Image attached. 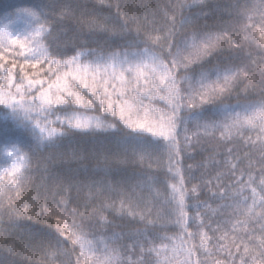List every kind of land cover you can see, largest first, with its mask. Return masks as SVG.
Listing matches in <instances>:
<instances>
[{
    "label": "snow or ice",
    "instance_id": "1",
    "mask_svg": "<svg viewBox=\"0 0 264 264\" xmlns=\"http://www.w3.org/2000/svg\"><path fill=\"white\" fill-rule=\"evenodd\" d=\"M204 4L205 0H177L170 9L160 10L163 22L156 12L140 16L137 6L121 12L119 4L112 20L78 21L87 28L89 37L106 33L124 41L115 46L77 45L75 38L61 41V35L67 37L68 31L64 22L75 18V10L71 3L61 4L59 0H49L40 9H18L17 17L27 18V31H10L11 19L0 26V106L32 138L29 151L58 150L66 137L76 133L102 132L110 137L97 149V165L90 177L54 174L47 167L42 170L38 187L53 196L51 206L45 197L44 214L55 219L56 229L47 237L32 233L29 237L43 249L47 264H54L53 258L58 256L65 258L61 264H73L71 256L77 246L75 264H151L144 259L132 261L131 254L137 248L141 257H154V264H208L210 245L226 254L229 264H264V0L230 4L224 10L233 19L215 31L198 27L200 17L186 14L188 9ZM189 28L193 30L187 31ZM42 40L55 41L56 46L45 47ZM253 44L261 53L259 59L245 53V46ZM225 45L232 55L221 58ZM240 84H244L242 98L235 104L220 102ZM252 93L258 97L251 98ZM157 100L166 104L167 111L155 107ZM95 111L110 114L113 120L107 115H92ZM53 115L54 120L50 119ZM190 125L196 129L191 135ZM216 132L220 142L232 144L239 139L249 150L241 156L234 154L233 147L222 153L217 150L219 144L208 146V138L214 139ZM245 132L256 133V138L245 137ZM162 147L167 149L171 174L166 178L170 182L166 183L163 203L172 207L160 227L175 225L179 234L150 236L146 229L112 230L108 234L107 229L114 226L105 211L132 219L138 216L141 221L151 216L153 201L160 195L155 185L164 181L143 171L122 175L121 165H126L129 157L143 165ZM197 155L202 160L196 167L207 168L210 161L214 167L227 169L215 177L217 191H211V180L203 182L209 186L211 198L221 202L215 209L200 201L203 188L199 181L190 189L186 187L195 179L194 165L185 170L183 162L196 161ZM221 156L223 159L218 158ZM81 157L82 153L78 156L73 152V158ZM26 159L21 155L19 165L0 174V181L12 185L7 189L0 186V223L6 216L13 225L27 213L28 205L20 208L11 197L12 192L21 197L33 179L21 170ZM101 173L104 178L95 179ZM225 176L230 180L227 185L222 180ZM73 189L78 193L87 190V195L69 212ZM57 195L62 196L59 201L55 200ZM38 200L39 196L33 197V204L38 206ZM189 200L196 203L189 204ZM97 201L99 206H94ZM81 206L85 211L79 210ZM202 207L213 214L225 209L242 217L232 224L231 240L224 232L213 244V237L204 230L211 225H205L199 211ZM190 208L197 209L194 217L189 216ZM86 222L96 230L88 231ZM190 222L197 223L198 232L189 230ZM212 231L219 232V225ZM6 236L7 230L0 228V240ZM197 236L199 244L194 242ZM65 240L71 242V250L64 247ZM126 240L131 243L126 244ZM0 264L6 262L0 260Z\"/></svg>",
    "mask_w": 264,
    "mask_h": 264
},
{
    "label": "trees",
    "instance_id": "2",
    "mask_svg": "<svg viewBox=\"0 0 264 264\" xmlns=\"http://www.w3.org/2000/svg\"><path fill=\"white\" fill-rule=\"evenodd\" d=\"M61 4L71 3L75 10V18L66 20L64 22V27L67 28V37L61 35L60 40L75 38V43L77 45L81 43H87L90 47H96L97 44L104 45L105 43L109 46H115L117 44L124 43L123 40L119 38H109L106 33H97L95 36L89 37L86 35L87 28L83 27L78 21H89L93 18H97L100 21L105 19L112 20L116 17L117 8L116 5L121 6V12L125 10H130L133 6H137L140 16H143L145 12L152 13L156 12L158 19L163 22V15L160 10L170 9L171 5L177 3V0H59ZM251 3L252 0H205L204 5H198L191 9H188V12L193 15L200 17L198 21V27L204 28L207 30L215 31L217 28H221L225 25L226 22L233 19V16L229 12L225 11L230 4L233 3ZM49 3V0H0V23H6L9 19L13 22L17 20H26V17H17V10L24 8L31 9H40L43 8L46 4ZM111 5V7H109ZM57 14L59 9H56ZM206 14V15H205ZM47 27V26H46ZM57 30H59L60 25H56ZM259 28V25H257ZM193 29L189 28L187 31L191 32ZM235 36V33H233ZM243 37H240L242 40ZM256 39L259 40V32L256 33ZM41 43L47 47L49 44L54 48L56 46L55 41L42 40ZM245 53H251L253 59H259L260 51L255 44L250 47L245 46ZM245 53H240L243 57ZM72 52H69L68 55H72ZM232 55L228 46L225 45L224 51L221 55L223 57H230ZM239 63V61H236ZM210 65H206L208 67ZM193 70L197 71L198 69L193 66ZM31 71V69L29 70ZM180 75H184L183 71L180 72ZM179 79V77H178ZM245 83H247L245 81ZM187 87V85H183ZM244 84H240L229 96L221 98V103L223 104H235L238 98H242L244 93L242 89ZM83 94V93H82ZM258 93H252L251 98H257ZM155 107L158 109H163L164 104L159 100L155 101ZM7 110L0 106V166L3 164L4 149L6 147H16L22 155H26L27 159L25 160V167L21 170L26 174H30L33 179L29 182V185L26 189L22 190L21 197L17 198L16 192L11 193V197L17 203L20 208H23L24 205H28L27 213L20 216L15 224L10 225L7 217L5 216L3 222L0 223V228L7 230V236L5 239L0 240V260L6 262V264H47V259L44 255L42 248L38 247L36 242L31 241L29 233H32L36 236L47 237L55 234L56 221L55 219H49L47 215L44 214V200L47 197L49 206L53 203V196L51 192L45 193L42 188L38 186L41 183V174L44 167H47L51 173L62 174V175H73L78 178L90 177L93 175V171L97 165L98 152L97 149L100 146L105 145L110 137L106 133L97 132L95 134H83L76 133L66 137L58 150H49L40 148L33 152L29 151L30 146L33 144L32 138L29 136L28 132L25 131L22 127L18 126L16 120L11 116H6L5 113ZM62 114V113H60ZM96 116H105L107 115L108 120H113V117L110 114L102 113L95 111L91 113ZM50 119H55V115L50 117ZM117 123L118 120H117ZM122 126V125H121ZM189 135L193 131H196L193 125H190ZM245 137L251 136L252 139L256 138V133L245 132ZM220 133H215V138H208V146L216 147L219 144L218 151L225 152L227 147L234 148V154L243 155L244 152L248 151V147H245L242 140L237 139L236 142L232 144H224L219 141ZM183 140V136H181ZM191 151V150H190ZM73 152L77 153L78 156L82 153L81 158H73ZM62 153L63 155H59ZM209 154L204 153V156L207 157ZM223 159V156L218 157ZM202 157L200 155L196 156V161L185 159L183 162L184 169L187 170L189 164H193L192 173L195 179H190L189 183L186 185L189 189L193 184L198 181L201 183L203 192L200 195V201H206L207 204L211 205V208H217V205L221 202L219 200H213L211 198V191H217L215 185L217 183L215 177L218 172H226L223 166L220 168L214 167L210 161H207L208 167H196V163L200 162ZM122 175H132L135 171H143L145 173H151L158 176L161 181L164 183L157 184L155 187L159 190L160 195L156 197L153 201L154 208L151 216H148L146 220L141 221L137 216L135 219L131 217H121L111 210L105 211L104 215L108 217L109 221L114 227H109L107 229L108 234L112 230L120 232L122 230H136V229H146L149 235H158V236H172L174 234H179V229L172 224H169L167 228H161L160 225L167 218V213L171 205L164 204L166 198V183L170 182L166 178H170L169 169V159L168 152L166 148H161L160 151L153 156L151 160L146 159L144 164L133 163L131 157H129V162L126 165H121ZM103 174L96 176L95 179H103ZM110 179V178H109ZM211 180L212 186L211 191L209 186L204 185V181ZM223 183L227 185L230 180L229 177H222ZM90 182V181H89ZM0 186L4 188H10L12 185L7 184L4 181H0ZM87 195V190L83 193H78L75 189L70 193L71 202L68 204V211L70 212L73 208H76L78 204L83 201L84 196ZM144 195L147 196V191L144 192ZM39 196L37 205L33 204V197ZM155 197V193H153ZM62 198L61 195L55 197L56 201H59ZM65 199H68V195H64ZM103 199V198H101ZM5 207H8V195L5 194ZM22 200V203H20ZM111 202V201H109ZM100 201H97L94 206H99ZM189 204H194L196 201L189 200ZM33 207L35 211L33 212ZM117 207H119V201L117 200ZM80 211H85L81 206ZM92 209L89 208L88 211ZM157 211L160 213V219H157ZM197 209L190 208L189 216L194 217ZM202 213L205 225L210 224L211 227H206L204 230L208 232L210 236L213 237V244L215 238L224 232L229 233V240H231L232 235V224L236 223L238 217L231 213V210L219 209L215 214H213L208 208L202 207L199 209ZM31 214V218H29ZM67 215V213H65ZM155 221V224H150L148 221ZM70 222V221H69ZM88 224V231H95L91 222H86ZM219 225L220 231L213 232L212 229L216 228ZM243 228V225L240 226ZM189 230L193 232H198L199 228L197 223H191ZM100 231H105L100 229ZM243 235L241 231L239 233ZM167 242V241H164ZM196 244H199V237L197 236L195 241ZM126 244H130L131 241H125ZM157 244L161 243L160 240L156 241ZM9 246H11V251H9ZM64 247L71 250L73 248L69 240H65ZM212 247V256L208 260V264H217V261L220 264H229V258L226 254H221L215 250V247ZM235 250V249H233ZM242 251V249H241ZM79 254L78 246L75 249V252L72 253V261L75 264L76 256ZM54 259V264H61V261L64 260V257H56ZM131 259L133 262H138L141 259L146 261H151V264H154V257L144 256L141 257L140 250L137 248L134 253L131 254ZM205 259V257H201ZM238 259V257H237Z\"/></svg>",
    "mask_w": 264,
    "mask_h": 264
},
{
    "label": "rangeland",
    "instance_id": "3",
    "mask_svg": "<svg viewBox=\"0 0 264 264\" xmlns=\"http://www.w3.org/2000/svg\"><path fill=\"white\" fill-rule=\"evenodd\" d=\"M7 23V22H6ZM5 23H0V26H2ZM10 31L13 32H24L28 30V24L26 23V20H17L13 22L10 25L9 28ZM160 101V100H159ZM164 104V108L162 110L167 111V106L163 101H160ZM11 153V155H9ZM22 154L16 147H6L4 149V159H3V164L0 166V174H3L7 170H10V168L15 164L19 165V157ZM25 163V162H24Z\"/></svg>",
    "mask_w": 264,
    "mask_h": 264
}]
</instances>
